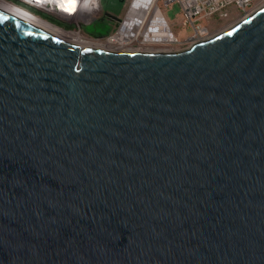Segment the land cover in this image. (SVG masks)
<instances>
[{
  "label": "water",
  "instance_id": "obj_1",
  "mask_svg": "<svg viewBox=\"0 0 264 264\" xmlns=\"http://www.w3.org/2000/svg\"><path fill=\"white\" fill-rule=\"evenodd\" d=\"M0 264H264V4L173 51L0 8Z\"/></svg>",
  "mask_w": 264,
  "mask_h": 264
},
{
  "label": "bare ground",
  "instance_id": "obj_2",
  "mask_svg": "<svg viewBox=\"0 0 264 264\" xmlns=\"http://www.w3.org/2000/svg\"><path fill=\"white\" fill-rule=\"evenodd\" d=\"M21 1L32 4L34 6L47 8L49 11L53 10L63 14H70V15L71 13L80 15L82 11L87 12V14H89L92 5L95 3V0H21ZM132 1L133 4L132 6L130 5L131 9L129 13L126 15V18L122 21L121 26L119 27V29H117L116 33H114L113 35L107 38V41L86 38L81 34H79L78 31L76 30L64 28L58 24H55L49 20L40 17L39 15L28 10L27 8L18 5L16 3H12L10 1L0 0V8L16 15L21 19L30 22L33 25H36L38 27H41L49 31L64 40L75 43L79 46H91V47H97L111 51H159V49L154 50L149 48L146 49L139 48L138 45L135 46L137 48H132L130 46L133 39L136 38V30L134 29L135 27L134 25L136 22L139 21H144L145 24L147 25V30L144 33V35L147 36L146 38H149L150 40L153 41L154 40L161 41L171 36L170 38L173 39V34L171 30H169L168 24L162 12L160 11L158 5L156 4V0H132ZM263 4L264 2L259 6ZM256 8L253 7L247 10L249 12L246 15H248ZM207 37L209 36H201L198 38H194L195 40L192 42L202 40Z\"/></svg>",
  "mask_w": 264,
  "mask_h": 264
},
{
  "label": "rangeland",
  "instance_id": "obj_3",
  "mask_svg": "<svg viewBox=\"0 0 264 264\" xmlns=\"http://www.w3.org/2000/svg\"><path fill=\"white\" fill-rule=\"evenodd\" d=\"M6 1H10L12 3L21 5L27 8L28 10L36 13L40 17L41 15L39 14V12H44L56 18L59 21L56 24H59L60 26L67 28V29L76 30L78 31L79 34L89 39H93V38L87 37V34L94 32L96 30L103 29L109 32L107 34L108 36L104 37L103 39H94V40H101V41H105L108 37H110L111 35L117 32V29H119V27L121 26L122 21L126 18V15L129 13L131 6L133 4L132 0H123L122 2H119V3L113 0H95V3L92 5L89 11V14H87V12L82 11L81 12L82 15L81 14L76 15L75 13H71L72 17H64L62 15H57L51 12L38 9V8H42V9L48 10L47 8H44V7L36 6L37 8H33L18 0H6ZM263 2L264 0L260 4H262ZM156 4L158 5L160 11L162 12L168 24L169 29L171 30L173 35L177 37V40L164 41L162 43H157V42L148 43L146 41H143L142 43H139V44L142 45V48L152 47L155 49L170 50V51L188 47L190 43L194 41L195 39L186 37L187 35L190 34L192 30H191V26L189 23L183 22L184 13L179 3L177 2V0H171L167 3H164L163 0H156ZM109 5L114 7V9L116 10L118 14L119 19H115V20L111 19L109 22L102 23V21L97 17L101 14L104 7L109 6ZM259 5L255 6V8L258 7ZM248 12L249 11H246V12L240 11V8L234 3H228L224 5L223 7H221L220 9L213 11L208 16H203L197 19V22L205 25L206 31L205 33L202 34V36H211L217 33L218 31H221L229 27L236 21L240 20ZM67 15H70V14H67ZM133 45L136 46L137 43H133ZM135 46H131V47L134 48ZM138 47H141V46L138 45Z\"/></svg>",
  "mask_w": 264,
  "mask_h": 264
},
{
  "label": "built area",
  "instance_id": "obj_4",
  "mask_svg": "<svg viewBox=\"0 0 264 264\" xmlns=\"http://www.w3.org/2000/svg\"><path fill=\"white\" fill-rule=\"evenodd\" d=\"M18 1L25 3L26 5L31 6L33 8H37L36 6L26 3L24 1L21 0ZM163 1L164 3H167L171 0H163ZM262 1L263 0H177L184 13L183 22L189 23L192 30L190 34L187 35L186 37L193 39L201 37L202 34L205 33L206 31L205 25L197 22V19L203 16H208L213 11L220 9L221 7H223L228 3H234L240 8V11L246 12L247 10L259 5ZM38 9L51 12L57 15H62L64 17H72V15L63 14L53 10L48 11L42 8H38ZM93 39H97V38L93 37Z\"/></svg>",
  "mask_w": 264,
  "mask_h": 264
},
{
  "label": "flooded vegetation",
  "instance_id": "obj_5",
  "mask_svg": "<svg viewBox=\"0 0 264 264\" xmlns=\"http://www.w3.org/2000/svg\"><path fill=\"white\" fill-rule=\"evenodd\" d=\"M113 1H115L117 3L122 2V1H118V0H113ZM97 18H99L102 21V23L109 22L111 19H114V20L115 19H119L116 10L111 5L105 6L104 9L102 10L101 14ZM136 23L134 25L135 26L134 29L136 30V38L133 39L132 44H130L131 46H135V45H133V43H137V45L141 46L139 48H142V45L139 44V43H142L143 41H146L148 43H151V42L152 43L153 42L160 43L161 41L164 42V41H170V40H177V37L175 35H173L174 36L173 39H171L170 38L171 36L168 35L169 36V37L167 36L168 38H166L164 40H161V41L160 40H154V41L153 40H150L149 38H146L147 36L144 35V33L147 30V25L145 24V22L144 21H139V22H136ZM108 33L109 32H107V31H105L103 29H100V30L94 31V34H90V33L87 34V37H91V38L96 37L97 39H103ZM105 41H107V39ZM144 46H146V45H144ZM134 48H137V47H134ZM146 48L154 49L155 50V48H152V47H146ZM156 50H158V49H156ZM159 51H169V50H160L159 49Z\"/></svg>",
  "mask_w": 264,
  "mask_h": 264
},
{
  "label": "trees",
  "instance_id": "obj_6",
  "mask_svg": "<svg viewBox=\"0 0 264 264\" xmlns=\"http://www.w3.org/2000/svg\"><path fill=\"white\" fill-rule=\"evenodd\" d=\"M39 14L41 15V17H44L45 19L47 18V20H49V21H51V22H53L55 24L59 22L56 18H54V17H52V16H50V15L44 13V12H39ZM90 34H94V32H91ZM106 36H108V35H106Z\"/></svg>",
  "mask_w": 264,
  "mask_h": 264
}]
</instances>
